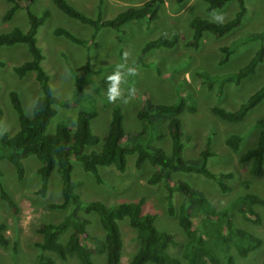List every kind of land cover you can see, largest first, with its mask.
I'll return each mask as SVG.
<instances>
[{"label": "rangeland", "instance_id": "1", "mask_svg": "<svg viewBox=\"0 0 264 264\" xmlns=\"http://www.w3.org/2000/svg\"><path fill=\"white\" fill-rule=\"evenodd\" d=\"M67 1L93 18L102 1L103 18H112L123 9L139 6L146 0ZM245 2L247 12L239 26L222 37L206 32L198 49L188 47L185 43L192 36L189 21L193 17L200 16L213 21V11H207L204 0H185L181 3L177 0H163L154 22L137 20L126 23L119 30L104 27L96 33L93 42L84 45L54 35L53 29L57 26L65 27L76 36L90 40L93 33L90 25L67 16L51 0H35L30 4V10L36 15H41L44 9L50 11V16L37 32V45L43 55L41 65L49 75L54 95L59 100L75 102L68 107H57V113L51 118L47 132L55 133L56 125L61 121L67 122L73 132L78 111L83 108L97 112L91 119L90 126L92 133L101 138L107 131L111 107L119 103L124 117V144L156 146L170 155L169 136L165 133L163 137H159L166 130L160 122L162 115H154L153 122L146 125V131L138 135L143 122L137 117V112L146 98L152 103L168 104L184 99L188 105L195 107V111L185 110L181 114L182 158L198 159L201 150L208 146L213 152L208 158V168L213 172H230L232 176L228 183L232 190L224 193L214 180L197 173L174 171L170 177L173 181H185L199 191L207 199L208 207L215 211L208 215L199 209L193 213V217L198 232L222 261H225V246L218 242L219 234L216 230L221 224L219 212L227 209L234 227L244 229L261 239L260 246L247 255H240L236 247L230 244L235 264H264V208L255 206V210L261 215V221L254 223L243 216L238 202V198L246 191L264 197V174L261 177L252 176L249 164L241 163L238 159L240 154L257 142L260 132L257 121L264 118V99L238 122L221 120L211 111L213 105L234 111L264 85V59L257 65L256 71L243 78L239 84L227 80L228 76L245 66L261 43H264V0ZM9 6L8 0H0V33L13 28L27 30L28 18L23 9H18L10 20L3 21V15ZM237 10V1L231 0L214 11L223 14L226 22ZM174 34L179 40L173 48H154L144 55L141 63L136 62L147 41L161 35L171 38ZM223 45L230 46L233 52L228 61L222 64L220 58L223 53L220 46ZM124 51L129 52L128 63L138 68V75L129 77V84L125 86H134L137 90L136 97L127 104L121 100L109 103L105 77L122 62ZM29 59L30 53L24 43L0 46V108L3 112L0 134H13L19 128L18 116L9 98L10 91L17 92L25 114L30 117L33 115L34 101L41 93L39 84L33 72L19 77L14 71L15 66ZM208 83H212V87ZM232 133L241 137L238 151H232L225 143L227 136ZM94 147L87 146L84 152L101 149L100 144L96 145L97 149ZM22 163L24 174L20 179L14 165L7 159L0 158L1 182L15 202V206H10L0 196V222L5 223L9 237L8 246H0V264H37L38 256L42 253L36 246V242L41 240L37 228L45 222H57L73 210L87 221L86 228L90 235L103 238L104 230L98 214L94 211L85 212L82 207L92 201L114 206L121 202H136L141 198L144 200L143 211L156 214L157 229L169 232L177 242L176 246L167 249L168 254L179 258L181 264H188L182 258L185 233L179 225L177 215L169 213V185L164 179L156 184L148 183L147 179L155 170L148 161L136 167L135 155H128L123 171L114 166L100 167L97 178L92 172L85 171L79 160L72 159L71 177L77 183V197L74 203L65 208L49 206L62 200L60 175L56 171L51 173L46 196L42 197L37 192L41 185L37 171L40 161L31 155L22 159ZM245 180L250 181V190L244 189ZM172 189L171 202L177 209L183 195L176 188ZM118 225L123 240L120 264H128L139 247V238L127 218L119 220ZM66 236L67 234L61 238L62 242L66 240ZM44 253L54 257L57 264H80L76 257L60 260L52 252ZM104 261V254L93 255V264H104Z\"/></svg>", "mask_w": 264, "mask_h": 264}, {"label": "trees", "instance_id": "2", "mask_svg": "<svg viewBox=\"0 0 264 264\" xmlns=\"http://www.w3.org/2000/svg\"><path fill=\"white\" fill-rule=\"evenodd\" d=\"M10 6L3 15V21L10 20L18 9H23L28 18V28L23 31L20 28H13L8 32L0 33V46L13 45L16 43L26 44L30 53V59L14 67V71L19 77L25 76L28 72H33L39 84L40 95L37 97L33 108V115L27 116L22 107L20 98L16 91L9 93L12 107L17 113L19 128L13 134H0V158H5L11 162L21 179L24 174L22 159L34 155L40 165L37 169L41 178V185L38 193L45 197L48 190V182L53 171H56L62 179V200L59 203H51V208H65L76 200L75 189L77 183L72 180V159L79 160L85 171L92 172L99 178V168L104 166H114L123 171L126 167V157L135 155V166L140 167L148 161L154 172L147 179L148 183L156 184L164 179L169 185V213L177 215L180 227L185 233L186 241L182 249V258L188 264H235L233 255L230 253V244H233L240 255H247L256 247L260 246L261 239L241 228L234 227L231 215L227 209L221 210L220 228L216 230L219 234L218 242L225 246V261L215 254L208 245L206 239L198 232L193 213L202 209L206 214H214L213 208H209L207 199L196 191L185 181H173L170 174L174 171L192 172L201 174L218 183L222 192H230L231 185L228 179L232 176L230 172H213L207 166L208 158L213 154L206 146L199 153L198 159L184 160L181 156L182 142V119L181 114L185 110L195 111V107L182 99L175 103H152L146 98L137 112V117L142 120L143 128L137 134L142 135L146 131V125L153 122L154 115H162L160 122L165 126V133L171 140V154L168 155L163 149L156 146H144L135 143L131 146L124 144L125 130L122 107L119 103L111 107L110 119L107 131L101 138L91 131L90 121L97 115L95 110L86 111L83 108L78 111L75 130L71 132L67 122L61 121L56 125L55 133L47 132L50 120L57 113L58 106H69V101L59 100L53 92L49 81V75L41 65L43 55L37 45V32L41 25L50 16V11L44 9L41 15H36L30 10V4L35 0H8ZM57 8L67 16L74 18L81 23L88 24L93 28L90 40L82 39L65 27L57 26L53 29V34L63 36L78 44H90L94 41L96 33L101 28L109 27L119 30L122 26L132 20H146L154 22L158 18L159 6L163 0H146L139 6H129L118 12L112 18H103L102 1L99 2L97 15L89 17L72 6L67 0H51ZM185 0H177L184 2ZM207 11L212 12L223 7L231 0H204ZM238 10L234 16L224 22L217 23L206 18L195 16L189 21L192 29L191 38L185 43L186 46L198 49L206 32L216 37H222L230 33L239 26L247 12L245 0H236ZM178 36L174 34L171 38L158 36L147 41L137 57V63H141L144 55L154 48L171 49L178 43ZM223 53L220 63H226L233 52L230 46H220ZM264 59V43L262 42L258 51L250 61L241 67L234 75L228 76L227 80L239 84L240 81L256 71L257 65ZM0 65L2 62L0 61ZM212 83H208L209 87ZM264 99V85L253 92L241 106L230 111L221 106H211V111L218 118L228 122L241 121L248 111L258 105ZM77 102V101H76ZM3 112L0 108V122ZM164 116V117H163ZM260 132L256 144L239 155L241 163L249 164V173L255 177L264 174V118L257 121ZM241 137L232 133L227 136L225 143L232 151H238ZM101 145L100 150L84 152L87 146ZM0 171V196L10 206H15L13 198L8 194L1 182ZM250 181L243 183L245 190H250ZM176 188L183 195V200L176 209L171 202L172 188ZM240 211L245 218L254 223H260L261 215L255 210L259 205L264 208V197L246 191L238 198ZM74 203V202H73ZM144 200L136 202H121L114 206H108L100 201L86 203L82 209L85 212L94 211L98 214L100 225L104 230L103 238L92 236L87 231V221L80 218L75 212L64 216L57 222H45L37 228L41 240L36 242V246L42 251L38 256L37 264H57L54 257L44 252H52L60 260H67L69 257H76L80 264H93V255L104 254V264H120L123 240L119 229L118 221L127 218L129 224L136 229L139 238V247L132 256L128 264H181L179 258L170 256L167 249L176 246L172 234L160 231L155 225L156 214L143 211ZM66 240L61 238L66 235ZM9 244V237L6 234V225L0 222V246L6 247Z\"/></svg>", "mask_w": 264, "mask_h": 264}, {"label": "clouds", "instance_id": "3", "mask_svg": "<svg viewBox=\"0 0 264 264\" xmlns=\"http://www.w3.org/2000/svg\"><path fill=\"white\" fill-rule=\"evenodd\" d=\"M213 21L217 23H224L225 17L221 13L213 11L211 13ZM129 52L124 51L122 53V62L118 63L115 69L108 74L106 79V96L109 103H115L117 100H121L124 104L129 103L136 97V89L134 86H128L129 77H135L138 75V68L128 63ZM38 101H34V105Z\"/></svg>", "mask_w": 264, "mask_h": 264}, {"label": "crops", "instance_id": "4", "mask_svg": "<svg viewBox=\"0 0 264 264\" xmlns=\"http://www.w3.org/2000/svg\"><path fill=\"white\" fill-rule=\"evenodd\" d=\"M135 21H137V20H134V21L132 20V21L128 22V24L131 23V22H135Z\"/></svg>", "mask_w": 264, "mask_h": 264}]
</instances>
